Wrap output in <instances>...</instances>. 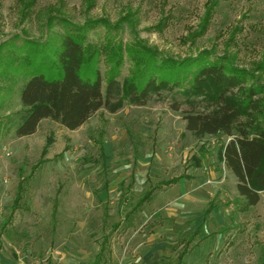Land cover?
<instances>
[{
  "label": "rangeland",
  "instance_id": "374dc122",
  "mask_svg": "<svg viewBox=\"0 0 264 264\" xmlns=\"http://www.w3.org/2000/svg\"><path fill=\"white\" fill-rule=\"evenodd\" d=\"M21 11L20 0H0L2 52L17 64L34 57L28 71L59 79L41 46L84 28L101 50L93 66L103 92L116 80V112L103 107L74 131L44 119L32 136L3 139L0 264H264V191L246 207L223 160L230 138L188 131L183 119L192 105L217 108L212 89L186 80L144 105L125 96L134 46L175 61L207 51L264 84V0H37ZM119 46L114 68L110 48ZM183 174L192 178L162 184Z\"/></svg>",
  "mask_w": 264,
  "mask_h": 264
},
{
  "label": "trees",
  "instance_id": "16d2710c",
  "mask_svg": "<svg viewBox=\"0 0 264 264\" xmlns=\"http://www.w3.org/2000/svg\"><path fill=\"white\" fill-rule=\"evenodd\" d=\"M20 1L24 15L37 0ZM84 1L88 7L94 4V0ZM97 24L87 22L85 27ZM83 30L78 27L56 43L41 46L42 59L59 66L63 74L59 79L50 80L39 71H28L35 65L31 61L34 57L17 64V57L10 50L2 52L6 44L0 45V144L9 135L32 136L44 119L74 131L103 107L116 112L111 106L116 80L111 77L107 81L104 93L100 70L93 66L101 50L86 42ZM109 44L103 48L105 52ZM111 51L114 52L108 58L117 68L122 63V46L111 47ZM128 54L135 64L125 84V96L136 105H144L153 93L159 94L170 85L179 87L186 80L196 92L212 89L217 108L205 112L192 105L183 112L186 129L197 134L224 133L230 138L223 149L224 164L236 177V188L246 207L256 206L264 191V84L251 82L250 72L233 66L226 58L212 59L207 51L183 61L157 58L145 47H131ZM191 178L183 174L162 184L173 186L181 179ZM153 194V189L147 191L137 206L149 203ZM21 199L22 194L18 193L14 210Z\"/></svg>",
  "mask_w": 264,
  "mask_h": 264
},
{
  "label": "crops",
  "instance_id": "0c3cea01",
  "mask_svg": "<svg viewBox=\"0 0 264 264\" xmlns=\"http://www.w3.org/2000/svg\"><path fill=\"white\" fill-rule=\"evenodd\" d=\"M176 177H177V176H176ZM181 180H183V179H181ZM181 180H180V181H181ZM186 180H187V179H186ZM180 181H179V182H180ZM179 182H178V183H179ZM175 185H176V184H175Z\"/></svg>",
  "mask_w": 264,
  "mask_h": 264
},
{
  "label": "built area",
  "instance_id": "2783aa9c",
  "mask_svg": "<svg viewBox=\"0 0 264 264\" xmlns=\"http://www.w3.org/2000/svg\"><path fill=\"white\" fill-rule=\"evenodd\" d=\"M7 155H9V154H7Z\"/></svg>",
  "mask_w": 264,
  "mask_h": 264
}]
</instances>
